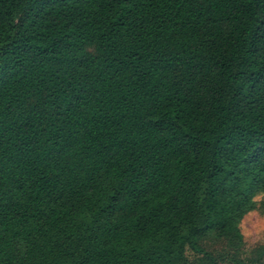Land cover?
I'll use <instances>...</instances> for the list:
<instances>
[{
    "label": "trees",
    "instance_id": "1",
    "mask_svg": "<svg viewBox=\"0 0 264 264\" xmlns=\"http://www.w3.org/2000/svg\"><path fill=\"white\" fill-rule=\"evenodd\" d=\"M254 210L264 0H0V264H264Z\"/></svg>",
    "mask_w": 264,
    "mask_h": 264
},
{
    "label": "rangeland",
    "instance_id": "2",
    "mask_svg": "<svg viewBox=\"0 0 264 264\" xmlns=\"http://www.w3.org/2000/svg\"><path fill=\"white\" fill-rule=\"evenodd\" d=\"M257 199L260 195H257ZM240 229L243 234V247L242 256L253 258L257 251L264 245V214L258 211L248 212L240 222ZM211 249L216 250V252L224 251L225 246L222 242H208ZM189 257H193V254L188 251ZM264 263V257H263Z\"/></svg>",
    "mask_w": 264,
    "mask_h": 264
},
{
    "label": "clouds",
    "instance_id": "3",
    "mask_svg": "<svg viewBox=\"0 0 264 264\" xmlns=\"http://www.w3.org/2000/svg\"><path fill=\"white\" fill-rule=\"evenodd\" d=\"M262 230H264V229H262Z\"/></svg>",
    "mask_w": 264,
    "mask_h": 264
}]
</instances>
